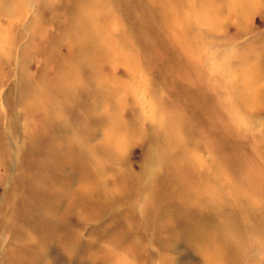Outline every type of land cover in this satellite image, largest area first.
<instances>
[{"label":"rangeland","instance_id":"1","mask_svg":"<svg viewBox=\"0 0 264 264\" xmlns=\"http://www.w3.org/2000/svg\"><path fill=\"white\" fill-rule=\"evenodd\" d=\"M0 264H264V0H0Z\"/></svg>","mask_w":264,"mask_h":264}]
</instances>
